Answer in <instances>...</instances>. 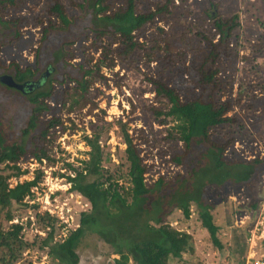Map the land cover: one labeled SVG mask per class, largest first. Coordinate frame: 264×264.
<instances>
[{"label": "trees", "instance_id": "16d2710c", "mask_svg": "<svg viewBox=\"0 0 264 264\" xmlns=\"http://www.w3.org/2000/svg\"><path fill=\"white\" fill-rule=\"evenodd\" d=\"M29 2L40 0H0V53L4 46L22 38L25 26L32 24L41 33L33 64L24 66L15 59L5 63L0 58V77H10L14 82L0 80V205L7 207L12 200L19 202L25 195L22 192L14 198L20 184L14 188L9 184L10 177L21 174L16 164L22 156L55 160L47 142L55 129L65 127L50 101L58 95L56 105L69 104V112L83 108L93 78L107 79L101 72L103 68L112 69L119 60L134 61L140 57L148 68L151 62H157L148 80L156 96L165 98L167 104L152 110L162 123L167 120L174 123L170 134L183 143V149L173 156V161L186 166L187 173L168 180L161 176L148 184V165L130 132L123 128L128 166L127 182L122 183V175L104 165L106 157L99 136H87L89 157L78 167L70 164L73 174L68 178L72 190L85 197L91 207L81 213L79 226L65 239L54 243L48 240L45 246L59 264H79L78 249L88 235L94 234L118 255L111 264H170L185 253L194 252L195 243L191 233L172 226L168 217L180 210L190 218L194 205L214 246L222 249L220 226L213 214L216 205L208 189L224 190L230 184L256 192L264 174V156L248 160L235 150L233 155L228 154L236 141L234 135L247 134L248 129L236 114H228L240 103V98L222 100L217 95L226 85L232 88L235 79L228 71L235 69L241 60L240 13L224 18L213 8L218 6L214 3L207 11L214 23V37L200 33L208 48L200 44L197 48L204 49L200 62L186 66L188 52L193 55L196 52L193 41L188 40L190 35L182 33L177 39L160 26L147 35L145 27L170 18L187 19L190 15L187 0H182L180 7L176 0L150 3L145 12L138 11V0H81L73 2L82 11L75 16H69L63 0H44L41 11L31 18L20 13ZM141 36L145 41L140 40ZM83 38L90 40L83 51L92 48L100 51V55L95 58L89 54L74 62L75 46ZM175 47L177 52L173 50ZM183 73L195 79L187 82L181 77ZM177 76L181 78L176 82ZM181 87L189 88L186 97L182 96ZM2 102H6L5 107ZM2 163H6L4 168ZM7 168L12 172L8 173ZM40 178L37 175L27 182L28 191ZM249 205L251 209L260 206L256 193ZM46 216L52 219L48 213ZM22 230L23 225L18 222L12 223L8 231L0 227V250L4 254L1 264L16 261L29 245L20 236ZM50 235L52 238V232Z\"/></svg>", "mask_w": 264, "mask_h": 264}, {"label": "rangeland", "instance_id": "374dc122", "mask_svg": "<svg viewBox=\"0 0 264 264\" xmlns=\"http://www.w3.org/2000/svg\"><path fill=\"white\" fill-rule=\"evenodd\" d=\"M74 1L81 0H63L69 16L82 14L80 8L73 5ZM43 2L44 0L38 3L29 2L20 13L31 18L41 11ZM154 2L165 0H138V11H147L150 3ZM175 3L180 7L182 0H176ZM214 3L218 6L213 8L224 18L240 13L241 23L238 30L241 60L235 69L227 70L235 81L232 88L226 85V90L217 95L222 100L240 98V103L235 104L228 114H236L248 129V133L234 135L236 141L228 154L233 155L232 151L235 150L237 155L248 160L258 155L263 157L264 0H187L186 6L190 11L187 19L175 21L170 18L165 22L158 21L156 25H147L145 34L149 35L160 26L177 39L182 33L190 35L188 40L193 41L196 52L194 55L191 51L188 52L186 66L193 62L198 64L201 53L208 48L201 34L211 38L215 30L214 23L207 14ZM22 31L20 40L2 48L0 58L3 62L9 63L15 59L24 66L34 63L35 49L41 37L40 30L30 24ZM218 37L217 35L215 41ZM140 40L145 41L144 36ZM149 42L147 40L145 43ZM89 43L90 40L83 38L75 46L74 62L81 61L89 54L95 58L100 55V51L92 48L83 51V46ZM200 44L204 49L197 48ZM173 50L177 52L176 47ZM156 64L157 62H151L148 68L144 58L136 57L134 61L119 60L112 69L103 68L101 72L107 79L93 78L86 94V106L77 107L72 112L68 111L69 104L67 107L56 105L58 95L50 101L54 106V113L62 117L65 127L64 130L62 127L55 129L47 142L49 153L55 160L50 162L47 158L38 160L32 155L22 156L16 164L21 174L10 177L9 184L11 188L20 184L14 198L22 192L25 195L19 202L12 200L7 207L0 205V227L8 231L12 223H21L23 230L20 236L29 244L16 261L11 260V264H59L50 256L45 242L49 240L54 243L65 239L70 231L79 226L81 213L91 207L85 197L72 190L68 178L73 174V167L80 166L81 161L89 157L87 136H99L106 157L104 165L111 172L122 175V183L127 182L125 173L128 166L123 128L130 132L148 165V184L161 176L168 180L180 173H187L186 166L173 161V156L183 149V143L170 134L174 123L171 120L162 123L152 110V107L163 108L167 104L165 98L156 96L155 88L148 80ZM221 74L225 76V73ZM183 76L187 82L195 79L189 73H183L181 77ZM181 77L177 76L174 80L177 82ZM68 87L70 86L66 88ZM181 88L182 96L186 97L189 88ZM1 105L5 107L6 102ZM3 110L5 111L4 108ZM256 119L258 124H255ZM225 131L229 132L230 129ZM220 137L223 135L220 134ZM5 164L2 163L1 167L4 168ZM11 165L13 163L9 167ZM7 172L11 173L12 170L7 168ZM37 175H40V181L28 191L27 182L34 180ZM208 193L216 205L213 214L215 222L220 226L219 238L223 248L214 246L193 205L190 218H186L180 210L168 217L172 226L191 233L195 243L194 252L185 253L182 258L174 259L170 264H256L258 260L264 262V174L256 192H250L245 186L235 187L228 184L224 190L209 188ZM255 193L260 198V206L258 209H251L249 202ZM47 213L52 219L46 216ZM43 216L46 217L44 221L41 220ZM78 252L81 257L79 264H111L113 258L118 256L94 234L83 240ZM3 255L0 250V259Z\"/></svg>", "mask_w": 264, "mask_h": 264}, {"label": "water", "instance_id": "95a60500", "mask_svg": "<svg viewBox=\"0 0 264 264\" xmlns=\"http://www.w3.org/2000/svg\"><path fill=\"white\" fill-rule=\"evenodd\" d=\"M0 80H2L5 83H8V84H13L14 83L13 80L10 77H7V76L0 77Z\"/></svg>", "mask_w": 264, "mask_h": 264}, {"label": "built area", "instance_id": "2783aa9c", "mask_svg": "<svg viewBox=\"0 0 264 264\" xmlns=\"http://www.w3.org/2000/svg\"><path fill=\"white\" fill-rule=\"evenodd\" d=\"M256 264H264V262L263 261H256Z\"/></svg>", "mask_w": 264, "mask_h": 264}]
</instances>
